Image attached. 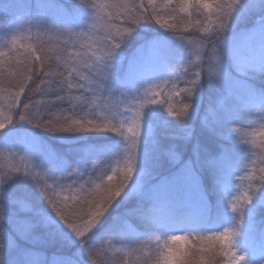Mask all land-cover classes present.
<instances>
[{"label":"rangeland","instance_id":"obj_1","mask_svg":"<svg viewBox=\"0 0 264 264\" xmlns=\"http://www.w3.org/2000/svg\"><path fill=\"white\" fill-rule=\"evenodd\" d=\"M52 1L0 0V50H6L3 45L14 33L21 37H31L39 32L42 33V39L46 44L55 45L58 41L62 43L68 39V34L66 31L60 34L52 25L66 24L77 32L87 27L89 12L78 5L76 0L72 1L75 4L72 5L70 12L61 7L60 1H56L59 5ZM246 1L241 0L228 27L234 26L239 16L248 10ZM141 24L143 25V22ZM262 31H264V18L248 29L233 32L226 37L224 47L227 58L221 59L223 78L215 81L223 86L221 90L228 97L238 89L244 90L242 99L232 104L234 108L232 117L237 123L241 122L245 115L247 117L243 124L237 125L241 140L246 135L250 139L252 129L258 128L262 119L256 112L259 106L264 105V76L260 75V69L264 67ZM173 38L158 33L142 39L127 53H124L120 47L109 61L106 78L102 79L101 97L117 101L128 98L130 100L148 83H157V80L161 79L171 80L173 77L177 79L170 57L176 58L174 63L179 66L187 62L190 54L177 37ZM153 41L163 42L165 53L163 57H155L152 54L148 45ZM183 75L188 74L183 72ZM167 87L165 86V92ZM109 89L112 90L111 93ZM197 92L199 93L198 88ZM84 95L90 96L91 93L84 90ZM222 97L215 99L214 106L200 111L201 124L208 122L211 124L217 113L216 107H221L223 104L224 97ZM157 99L163 100L164 96ZM196 104H193L189 114L183 118L185 121L198 115ZM163 106H146L136 150V171L121 196L117 198V202L96 227L112 213L124 196H134V200H140L146 195L157 201L156 206L159 207V211L150 212L145 219L134 225L135 230L148 229L146 236L155 229L164 233L184 230L205 232L222 230V227L228 224H236L235 214L228 208L226 196L235 194L236 184L242 183L239 177L250 168V161L264 155V150L252 145L238 144L235 135L229 132L227 138L230 140V145L220 150L216 158L210 161L216 167L217 173L212 181L208 182L202 179L198 158L204 151H198L191 124L179 125L182 134L178 139L176 138V143L180 145V150L177 145L172 146V142L168 140L161 143L153 139V126L149 118L153 114L164 112ZM52 107L69 108L70 102L52 101ZM86 107L85 104H79L77 110ZM124 107L121 104L122 110ZM248 121L255 122L252 128L247 127ZM176 127L178 128V125ZM39 129L42 131V137ZM81 137L84 139L80 140ZM111 138L117 140L115 144L109 147L102 145V149L93 151L92 156L89 155L93 157L91 161L75 160L74 165L73 163L67 165L54 159L49 146L51 140L56 142L97 140L96 143L100 144L104 139ZM124 144L123 137L107 130L53 133L26 121L14 122L0 131V149L4 150L5 157L8 151H16L21 155L26 153L35 163L47 169L52 178L64 176L76 168L79 177L75 179L80 182L87 179L88 169L97 161L116 159ZM3 163L4 160L0 159V164ZM168 164L173 166V171L170 172L175 174L174 181L179 183L170 193L167 192L169 182L164 180V175H156L155 171L149 172L153 165L167 168ZM261 194L257 193L251 205L245 209L240 222V235L236 237V245L240 251L247 254L249 264H258L259 261L264 260V219L260 222L252 218L255 216L257 205L262 201V197L264 198V194ZM175 205L179 207L178 211ZM187 214L192 215L187 217ZM0 217H2L0 218V264H84L81 260L84 244H81L80 239L58 217H55V213L30 177L16 174L6 185L0 186ZM22 221H27V224ZM62 247L71 248V251L63 253Z\"/></svg>","mask_w":264,"mask_h":264},{"label":"snow or ice","instance_id":"obj_2","mask_svg":"<svg viewBox=\"0 0 264 264\" xmlns=\"http://www.w3.org/2000/svg\"><path fill=\"white\" fill-rule=\"evenodd\" d=\"M213 4L215 10L208 0H97L98 11L87 31L77 32L66 24L59 25L60 34L65 31L68 34V39L62 43L46 44L39 32L35 39L12 34L8 41L10 46L0 52V131L17 121H26L53 133L107 130L126 139L134 138L129 141V147L137 150L146 106L164 105L169 113L180 119L189 114L192 106L188 97L195 94L206 67L202 64L204 56L201 54L207 44L203 34L224 32L241 0H213ZM256 6L257 0H248V7ZM259 7L264 9V0H260ZM194 10L200 14H195ZM144 21L180 36L182 45L192 44L190 52L194 59L178 66L188 74L184 87H180V82L173 77L146 84L130 100L101 97L102 79L106 78L109 61L135 27ZM261 38L264 39V31ZM148 47L155 57L165 54L163 42L153 41ZM211 59L214 64L209 74L220 80L223 78L221 57L216 55ZM165 86H168L166 92ZM84 90L91 95L85 96ZM77 92L80 94L76 95ZM162 95L163 100L157 99ZM52 101H69L70 107L53 108ZM79 104L87 107L77 110ZM121 104L125 106L124 110ZM252 143H257L255 138ZM260 147L264 149V144ZM0 159L4 160L0 164V186L6 185L16 174L30 177L55 217L83 244L132 178V163L127 158L97 161L88 169L87 179L82 182L75 179L79 177L78 169L64 176L50 177L48 170L26 153L8 151L5 157L4 150L0 149ZM111 167L119 168L121 180L117 185L106 183L105 169ZM239 180L242 183L236 184L237 191L230 199L234 209L243 208L242 202L251 201L264 187V155L250 161V168ZM243 213L239 214L238 226L199 236L190 260L194 264H245L247 258L239 255L236 243H230L227 248L217 247L215 243L226 235L234 240L240 235ZM133 214L138 213L133 210ZM22 223L27 224V221ZM122 227L135 232L133 224L127 220ZM111 243V240L107 241V245ZM87 252L92 264H124L122 258L111 262L105 260L107 250L103 244L98 248L87 247ZM118 253L116 250L113 255Z\"/></svg>","mask_w":264,"mask_h":264},{"label":"trees","instance_id":"obj_3","mask_svg":"<svg viewBox=\"0 0 264 264\" xmlns=\"http://www.w3.org/2000/svg\"><path fill=\"white\" fill-rule=\"evenodd\" d=\"M55 1V2H54ZM56 1H60L61 7L70 12L72 9V5L75 2L73 0H53L52 2L57 4ZM65 1V2H64ZM77 1V0H76ZM248 0L245 2L247 4ZM260 0H257V6L254 8H248V10L239 16L236 20V24L234 26H229L225 29V39L231 33H237L240 30H245L256 24L257 22L263 20L264 18V9L259 7ZM59 5V4H57ZM78 5H80L78 3ZM164 34L169 37L173 36L168 30L162 29L159 25L154 24L150 21H144L143 25L135 27V30L128 36L126 41L121 45V50L124 53L132 50L142 39L150 38L156 34ZM139 37H141L139 39ZM174 39V38H173ZM224 39V41H225ZM169 57V56H168ZM226 52L223 44V52L221 59L226 60ZM176 58L170 57V62L172 63V67L174 69V73H176V78L180 82L179 86L184 87V80L188 78V75L184 76V70L179 68L177 63H174ZM187 74V73H186ZM223 86L209 80L208 78L202 76L200 81V85L198 87L199 93L195 92L193 96V104L197 103L198 115L195 118H191L190 120L180 119L173 116L171 113L167 111V107L163 106V111L160 113H156L150 116L149 121L153 126V139L157 142L170 141L171 145H177V139L182 134L179 128V125L183 124H191L193 127V137L194 141L197 144L198 151L203 150L201 154H199L198 162L201 166V174L202 179L207 180L208 182L212 181L214 176L216 175V167L210 162L212 159L216 158L217 154L220 153V150L228 148L230 145V140L227 138L229 133V125L232 123H237L236 119L232 117L233 115V103H237L240 101L244 95V90L238 89L237 92L231 93L232 95L228 97V95L223 93L221 90ZM198 93V94H197ZM52 95V94H50ZM219 96H223L224 99L221 107H216V115L213 120L210 122L211 124L200 122V111L205 109L206 107L214 106L216 103L215 99ZM68 106V105H67ZM158 115V116H157ZM157 116V117H156ZM178 125V128L176 127ZM237 127V126H236ZM40 128V127H39ZM43 129V128H42ZM41 130L39 129V134L42 137ZM177 138V139H176ZM84 139V138H80ZM103 143L97 144V140L94 141H75V142H56L55 140H51L49 146L52 150V155L54 159L58 161H62L67 165H71L75 160L84 159V161H91L93 151H97L102 149V145L109 147V145H113L116 143L115 138L104 139ZM113 142V143H111ZM108 144V145H106ZM160 144V143H159ZM178 146V145H177ZM189 147V146H188ZM180 145L178 146V150H180ZM186 150L187 146H186ZM86 159V160H85ZM184 159V157H183ZM74 165V163H73ZM172 165L165 167H160V165H153L152 170L149 168V172L155 171L156 175H164V180H167L169 183L167 185V192H172L175 187L179 184L176 180V176L171 167ZM216 171V172H215ZM180 177V176H178ZM179 179V178H178ZM176 185V186H175ZM178 187V186H177ZM257 193L264 194V187H261ZM262 196V194H261ZM120 202L116 205L115 209L112 211L110 215H108L93 231L90 233L89 239L86 244H84L82 251V262L84 264H92L91 259L87 256L85 252L86 246H94L100 247L102 244L105 246L107 250V254L104 256V259L111 262L112 260H120L121 258L125 260V264H134L135 254L133 253L131 256H128V253L132 251L133 248L137 246V242L146 241L148 229L139 228L135 230V232H130L127 229L123 228V222L127 220L132 223L133 226L137 225L138 221L143 220L149 215L150 212L154 213L159 211V207H157V201L151 199L150 196H143L140 200H134V196H124ZM177 211L179 207L175 205ZM133 210H136L138 214H133ZM192 215V214H191ZM191 215L187 214V217ZM256 221H260L264 219V198L262 197V201L259 202L255 210V216L252 217ZM198 220V219H197ZM255 221V223H257ZM176 223V222H175ZM160 225H164L160 223ZM146 230V231H145ZM123 237V244H118L116 247L124 248L123 253H118L113 255L116 251L113 248L108 247V240H119ZM63 253L70 252L71 248H61ZM60 264V263H59Z\"/></svg>","mask_w":264,"mask_h":264},{"label":"clouds","instance_id":"obj_4","mask_svg":"<svg viewBox=\"0 0 264 264\" xmlns=\"http://www.w3.org/2000/svg\"><path fill=\"white\" fill-rule=\"evenodd\" d=\"M208 2L213 5V10H215L216 5L213 4V0H208ZM77 3H79L83 8H85L89 12L87 27L85 29H82V30L87 31L91 27L90 21L93 20V18L95 17V14L98 11L97 6H96L97 0H77ZM194 13L197 15L200 14L197 10H194ZM52 27L60 31L59 25H52ZM194 34L201 35L200 33H195V32ZM173 36L177 37L179 39V42L181 43L180 36L178 35H173ZM203 36H204V39L207 40V44L205 45L203 49H201V54L204 56L202 64L206 65V67L204 68L203 76L215 82L216 77L209 74L210 69L214 64V61L211 59V57L216 56V55L220 57L222 56L223 44H224V39H225V31L224 32H214L210 35L203 34ZM32 39H35V35L32 36ZM184 46L187 48L190 54V58L185 63L187 64L190 60L193 59L191 52H190L192 44L190 42H186V45ZM8 47H9V43L6 42L3 45V48L7 50ZM2 51L4 50H0V52ZM260 75L264 76V69H260ZM193 96L188 97V100L191 103V106H193ZM256 112H257V115H259L262 119L259 124V127L252 129L250 139L246 135L245 138L241 140L238 136L239 130L236 127L237 125L244 123V121L247 118L246 115L244 116V119L241 122L230 124L229 132L235 135L236 142L238 144L247 145V146L252 145L253 147H258L259 149L264 150L260 147V144H264V105L259 106ZM253 123L255 122L248 121L247 127L252 128ZM79 131H83V130H74L73 132H69V133H75ZM49 132H52V131H49ZM253 133L256 134L255 137L253 136ZM119 136L124 138L125 144H124L122 151L118 154L117 158L120 160H124L125 158H127L132 163V177H133L136 171V150L129 147V141L134 138L129 137L126 139L123 135H119ZM253 138L256 139L257 141L256 144L252 143ZM73 169H76V168H73ZM105 172H106L105 180L107 184L117 185L120 183L121 176H120L119 168L117 167L106 168ZM125 175H127V172L125 173ZM108 177H111V179H108ZM233 195L234 193L226 196V201H227V205L230 211L233 214H235L234 219H236L237 221L236 224H228L222 227V230L218 229V230L205 231V232H201V231L193 232L190 230H184V231H178V232L164 233V232H161L159 229H155L150 235L147 236L148 239L146 241L137 242V246L133 248L131 252L128 253V256H131L133 253L135 254L134 264H194V262L190 260V254L195 251L194 244L197 242V238L203 234H212V233L224 231L229 226H232V227L238 226V217H239L240 212H244L245 209L249 205H251L255 197L254 196L251 201H243L242 202L244 204L243 208L234 209L230 203V199ZM111 241L112 243L108 245V247L118 250L119 253L124 252L123 247H120V248L116 247L118 244H121V245L123 244V238H120L119 240H111ZM215 243L217 247L227 248L230 246V243H236V238L234 240L232 236L226 235V236L221 237ZM87 247H94V246L85 247V252L87 256L89 257L88 252H87ZM239 255L247 256V254L243 251H240ZM89 258L91 259V257ZM123 262L125 264L124 259H123ZM245 264H249L247 259L245 261ZM258 264H264V260L259 261Z\"/></svg>","mask_w":264,"mask_h":264}]
</instances>
